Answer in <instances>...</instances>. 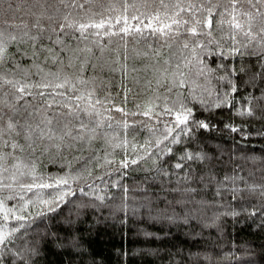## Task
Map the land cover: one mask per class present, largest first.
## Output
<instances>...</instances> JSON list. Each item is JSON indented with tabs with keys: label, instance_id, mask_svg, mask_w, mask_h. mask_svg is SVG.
<instances>
[{
	"label": "trees",
	"instance_id": "1",
	"mask_svg": "<svg viewBox=\"0 0 264 264\" xmlns=\"http://www.w3.org/2000/svg\"><path fill=\"white\" fill-rule=\"evenodd\" d=\"M108 2L94 0L89 15L103 12ZM6 10L7 0H2L0 20L7 18ZM71 18L81 20L87 16L73 12ZM17 34L23 36L20 29ZM48 35L55 40L54 34ZM62 39L67 45L65 51L76 50L80 59L71 53L60 65H53L51 60L41 63L30 59L33 48L27 37L18 38L9 46L8 59L25 71L30 68L33 81L42 75L39 68L43 73L62 70L69 77L82 74L96 79L98 85L102 81L108 89L105 95L111 94L114 103L126 107L130 113L141 111L136 104L161 103L156 100L162 95L156 73L149 70L155 63L152 49L160 47L155 38L125 37L121 41L119 37H106L110 43L102 58L99 53L92 56L79 51L86 47L95 49L93 41L98 40L97 37H89L88 41H77L69 36ZM49 46L46 37L43 47ZM162 51L167 59L169 49L165 47ZM123 55L129 57L126 79L120 70L125 63ZM69 60L72 66L66 68ZM101 60L106 62L103 71L99 69ZM213 60L220 63L219 57L212 55L209 48L206 63L215 67ZM89 62L93 68L88 67ZM232 66L244 69L232 76L236 93L224 95V82L217 83L215 79L210 85L211 95L196 85L180 90L188 93L184 102L192 109V119L208 127L193 126L189 136L181 134L180 143L169 145L171 154H161L159 159H140L147 156V152L139 145L162 138L161 131L156 130L160 125L155 118L123 117L119 112H111L114 130H107L106 142L100 147L89 148L77 154L76 159L67 153L45 151L28 157L35 163V171L21 166L19 171L13 169L5 174L7 179L0 177L11 184L10 188L0 189V199L13 210L24 208L23 214L27 217L23 221L25 227L13 238L15 247L9 245L12 252H19L26 264H264V196L259 187L254 192L240 191L248 186L264 185V112L257 107L253 116L240 114L247 106L257 105L253 97L264 99V79L256 75L264 72V62L245 55L239 57L238 62L234 59ZM111 67L116 71L112 72ZM133 68L136 70L132 71ZM125 85L131 92L128 102L123 104ZM163 95L168 94L163 92ZM40 99L36 96L32 103ZM246 100L252 104L246 105ZM51 101L52 97H48L46 102ZM125 119L132 124L126 130L121 123ZM125 131L128 154L139 160L128 168L119 165L125 151L115 146L121 143L119 134ZM132 145L137 146L135 152ZM92 151L96 157L87 165L91 170L88 175L83 171V161ZM148 151L158 150L149 146ZM186 154L207 155L209 159L202 162L182 160ZM100 157L117 163L94 166ZM177 163L185 167L176 168ZM162 168L164 172L160 171ZM12 172H15V180L10 178ZM63 176L75 179H69L68 186L33 187L30 191L21 186L33 183L34 177L50 183V177ZM186 176L189 179H185ZM200 176L205 177L203 182L198 181ZM189 187L196 190L194 203L187 202L188 195L183 191ZM3 264H7V257ZM17 264H20L19 257Z\"/></svg>",
	"mask_w": 264,
	"mask_h": 264
},
{
	"label": "snow or ice",
	"instance_id": "2",
	"mask_svg": "<svg viewBox=\"0 0 264 264\" xmlns=\"http://www.w3.org/2000/svg\"><path fill=\"white\" fill-rule=\"evenodd\" d=\"M93 2L94 0H7V18L0 20V177H5L13 169L19 171L21 166L31 167L35 171V163L28 157L45 151L67 153L76 159L77 154H82L89 148L100 147L106 142L107 130L113 129L111 112H119L123 117L142 115L149 120L155 118L160 125L156 130L161 131L162 138L139 145L141 150L147 152V156H141L140 159H159L161 154H171L172 148L169 145L180 143L181 134L189 136L193 126L208 127L202 121L192 119V109L184 102L188 93L180 90L196 85L211 95L213 89L210 85L215 79L217 83L224 82V95L236 93L237 87L232 76L244 69L233 67V60L237 59L238 62L239 57L247 55L264 62V0H109L103 12L95 11L89 15ZM73 12L76 15L82 12L87 19H73ZM117 12L119 14L111 15ZM17 29L23 32V36L18 37ZM49 33L55 35V40ZM64 36L74 37L77 41H88L93 36L99 38L93 41L95 49L86 47L79 51L92 56L99 53L101 58L108 51L110 43L106 37H119L121 41L125 37H140L145 40L155 38L160 42V47L152 49L155 63L149 70L156 73L157 85L162 91V95L157 96L156 100L161 103L150 101L148 105L136 104V108L141 111L130 113L126 107L114 103L111 94L105 95L108 89L102 81L98 85L96 79L82 74L69 77L62 70L43 73L42 68L38 69L42 73L40 79L33 81L30 68L25 71L19 64H12L8 59L9 46L17 42L18 38L22 40L24 37L28 38L33 48L30 59L40 60L41 63L51 60L53 65L62 64L69 53L80 59L76 56V50L65 51L67 45L62 39ZM46 37L50 46L44 48ZM124 47H127L126 41ZM165 47L169 49L167 59L162 51ZM209 48L212 49V55L220 59L219 64L212 61L215 67L206 63ZM144 56L147 58L148 53ZM128 59L127 55H123L125 63L120 69L125 79L129 75ZM225 60L228 61L227 64L224 63ZM116 63L117 61H113V64ZM71 66L69 60L65 67ZM105 66L106 62L101 60L99 69L103 71ZM88 67L94 66L89 62ZM110 70L115 72L116 68L111 67ZM256 75L264 79V72ZM252 78L255 79V75ZM129 92L131 89L125 85L123 104L128 102ZM163 92L168 95H163ZM36 96L41 99L34 104L32 99ZM48 97H52L51 103L46 102ZM252 100H256L257 105L247 106L241 115L253 116L257 107L264 112V106H261L264 105V99L253 97ZM245 103L251 105L252 101L246 100ZM53 108L56 111H52ZM106 113L109 115H105ZM121 123L124 130L132 126L126 119ZM119 135L121 143L115 146L125 151L119 165L128 168L139 163L137 158H130L128 154L126 131ZM162 144L163 148L160 147ZM149 146L158 151H148ZM131 148L133 152L137 150L136 145ZM94 157L96 153L92 151L83 161V171L88 175H91V170L87 165ZM181 159L202 162L209 157L186 154ZM114 163L117 162L100 157L94 166L103 167ZM175 167L184 168L185 165L177 163ZM160 171L165 170L162 168ZM10 178L15 180V172H12ZM5 179H0V189L11 187V184L5 183ZM69 179L75 177H50V183L34 177L33 183L21 186L29 191L33 187L68 186ZM185 179L189 177L186 176ZM197 179L203 182L205 177ZM257 187L261 188L260 194L264 196V185L248 186L240 191L254 192ZM80 191L83 192V189ZM183 191L188 195L187 202L194 203L193 194L196 190L189 187ZM24 211V208L11 209L4 199H0V264H3L6 257L7 264H17V257L20 264H26L19 252L14 253L9 247H15L13 238L25 227L23 221L27 217L23 214ZM12 221L17 223L13 225Z\"/></svg>",
	"mask_w": 264,
	"mask_h": 264
}]
</instances>
